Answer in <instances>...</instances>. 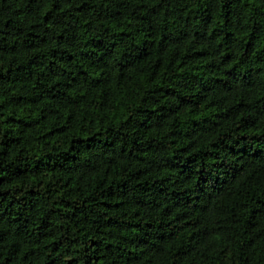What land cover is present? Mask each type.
Here are the masks:
<instances>
[{
  "label": "trees",
  "instance_id": "1",
  "mask_svg": "<svg viewBox=\"0 0 264 264\" xmlns=\"http://www.w3.org/2000/svg\"><path fill=\"white\" fill-rule=\"evenodd\" d=\"M0 264H264V0H0Z\"/></svg>",
  "mask_w": 264,
  "mask_h": 264
}]
</instances>
